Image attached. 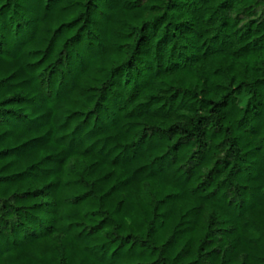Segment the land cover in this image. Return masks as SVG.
<instances>
[{
    "label": "trees",
    "instance_id": "trees-1",
    "mask_svg": "<svg viewBox=\"0 0 264 264\" xmlns=\"http://www.w3.org/2000/svg\"><path fill=\"white\" fill-rule=\"evenodd\" d=\"M0 264H264V0H0Z\"/></svg>",
    "mask_w": 264,
    "mask_h": 264
}]
</instances>
